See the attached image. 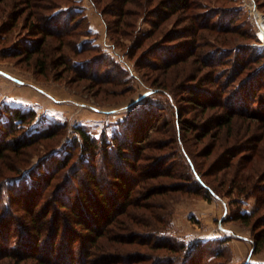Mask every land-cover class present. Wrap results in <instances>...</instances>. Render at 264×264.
<instances>
[{
    "label": "rangeland",
    "instance_id": "obj_1",
    "mask_svg": "<svg viewBox=\"0 0 264 264\" xmlns=\"http://www.w3.org/2000/svg\"><path fill=\"white\" fill-rule=\"evenodd\" d=\"M196 1L200 6L198 10L201 19L220 24L233 23L232 26L244 30L242 33L229 34L232 36L230 42H235L236 45L226 47L228 50L224 49V52L231 54L233 61L236 60L244 67L248 66V69L242 73L241 66L234 75H227L231 79L225 85L231 81L232 83L225 87L227 93L223 96L214 88L213 79L219 77V70L232 69L230 59H227L229 65L222 63L216 66L217 73L203 65L199 66L198 62L184 63L185 75L173 76L172 81L169 79L171 85L168 88L153 84V78L163 70L154 71L148 64L175 60L191 49L184 38L175 39L170 43L166 40L177 33L182 34L180 31L184 23L165 21L162 25L170 30L169 34L163 37L165 40L152 39L147 36L152 28L151 20L160 17L143 14L134 21L136 25L132 36L118 39L116 33L108 30L107 18L98 9L95 0L63 1L56 7L57 9L44 10L43 13L48 14L59 10L58 7L66 9L72 5L71 27H76L78 34L65 35L68 45L64 47L65 52L62 50L61 53L56 50L60 40L51 38L53 48L48 49L47 57L46 54L43 55L46 65L42 67L35 65V57H28L27 51L24 52L26 47L36 43L38 34L36 29L25 27L26 13L19 17L14 27L9 22L13 14L11 9L15 6L8 8L10 18L8 15L0 18V122L7 121L8 116L5 112L7 106L31 111L34 114L33 119L28 120L22 127L16 122L14 126H5V131L0 129V148L6 143L14 148L19 142L18 138L21 140L24 136V130L33 135L32 133L46 131L45 129L52 127L50 133L33 140V145L26 146L24 143L17 145L15 150L11 148L4 151V158L0 159V166H3L2 169L0 167V264H40L38 261L42 259L38 258V253L31 254L23 246L37 236L44 240L51 238L50 236L56 238L57 252L60 255L69 253L65 248L69 246V240L74 238L69 247L72 249L70 257L74 256V264L82 263L81 249L84 246V238L81 240V233L85 230L81 226L82 221L88 225L97 222V228L104 223L105 218L103 213H100L99 218L98 215L95 218L88 208L77 207L78 201H81L80 196L90 195L91 198L87 197L89 199L87 202L96 210L102 207V197L112 200L115 207L119 197L117 193L122 192L114 181L115 174L126 175V171L133 174L131 165L120 164L110 144L114 143L115 146L121 142L122 146H125L123 150L125 149L126 156L131 157L130 164L141 162L148 164L151 170L164 168L165 175L151 181L155 186L168 184L171 187L177 182L182 184L191 182V179L181 177L183 174L190 177V170L182 153L184 148L193 158L195 155L203 171L214 172L216 167H213V157H207L202 153L206 150L208 142L213 140L211 135L215 134V131L201 139L200 133L204 132L201 125H193L190 128L186 121L194 120L199 123L203 120V115L200 116V111L192 104L193 94L198 95L202 102L215 100L218 105L211 108L210 112L221 116L227 107L221 103L224 102L223 97L228 93L229 97L238 96L237 90L244 89L245 86L246 92L243 91V94L248 98L247 102L251 103L249 108L252 110L253 98L257 96L253 111L264 112V40L260 38L258 21L260 18L258 16L261 15L260 20L264 22V0ZM18 2L19 6H22L20 0ZM251 6L255 8V13H252ZM78 10L81 12L75 14ZM201 32L210 40V44L200 48L206 60L207 54L218 49L216 46L221 44L215 42L214 34L207 30ZM78 46H84L82 52L77 50ZM175 52L178 54L173 56ZM61 54L68 56L63 63L58 59ZM223 61L226 62L225 57ZM92 64L95 67L91 72L97 73L89 76L87 70ZM81 66L84 68H80ZM220 77L221 81L228 79L225 75ZM254 118L258 120L242 118L238 124L243 127L242 130L252 125L254 127L250 128V132L259 131V127L264 125V119ZM147 120H153L152 122L156 124L149 129L150 137L144 139L146 142H152L153 146L146 152L154 157L150 161L137 160L138 152L128 149L124 133L129 135V139L135 136L141 138L137 135L136 129L143 131ZM78 127H83L99 141L96 145L97 150L86 149L84 141L83 144L78 142V146L73 149V159L68 164L60 166L55 157L67 154V148L77 139ZM4 132L5 137L2 136ZM241 140L243 147L250 146L249 137H242ZM88 173L98 176L97 182L103 190L102 197L99 195V188L90 185L94 197L91 195L92 191L88 190L91 178ZM135 173L138 174L137 171ZM130 174L126 186L131 185ZM208 176L213 177L209 173ZM49 178L52 180L47 182ZM36 182L41 183L39 185ZM33 183H36L35 187ZM170 187H167L164 194L155 193L147 200L144 197L141 199L143 204L154 207V213L148 208V211L140 208L139 210H143L142 216L136 221L124 214L125 224L130 227L121 229L120 232L131 240L136 239L132 232L144 233L145 230L153 229L156 234L154 240L163 239L162 235H165L174 237L171 238L172 242L181 241L189 247L209 239L211 241L209 245L212 244L210 248L214 251L220 249L224 255L211 256L204 261L205 264L217 262L264 264V249L260 252L253 251L255 236L252 225L235 219V211L239 210L240 206L246 211H252L257 207V195L233 193L208 198L203 192L185 191L189 189L187 186L183 191L172 190L173 187ZM133 188L136 189V185H133ZM154 190L161 189L155 187ZM133 194L135 195L134 190ZM240 200L243 204L238 203ZM62 201L67 205H63ZM89 213L95 219H91L92 222L90 220L88 222L86 214ZM66 214L68 215L65 217ZM71 214L80 217L71 218L69 217ZM55 228H59L56 237ZM220 238L225 240L213 241ZM136 240L145 242L142 241L143 237ZM119 242L109 243L111 244L109 250L115 252L113 243H117L123 247L119 250L121 254L137 251L140 255L146 256L148 253L173 256L179 253L163 248L153 249L151 244ZM46 247L43 246L45 250ZM30 254L32 257H29ZM48 258L47 256L46 259ZM50 261L56 262L52 257Z\"/></svg>",
    "mask_w": 264,
    "mask_h": 264
},
{
    "label": "trees",
    "instance_id": "obj_2",
    "mask_svg": "<svg viewBox=\"0 0 264 264\" xmlns=\"http://www.w3.org/2000/svg\"><path fill=\"white\" fill-rule=\"evenodd\" d=\"M63 1L71 2L73 0H20L22 6H19L18 0H14V2L12 0V4L9 3L10 0H0V18L5 15H8V17L10 18V11L8 8H12L13 6H15L12 9L10 8L12 11L11 13L13 14H11V21L9 23H11L14 27L16 23H18L19 17L26 13L24 16V21L27 22L25 24V27L31 28L33 30L36 29V31H38V34H36V43L24 49V52L27 51L28 57H35V65L37 66L45 67L46 61L45 56L43 55L46 54L47 57L48 49H50L51 47L53 48L51 38H58V40H60L59 46L56 48V50L61 53L60 51H64V47L68 45L64 38L65 35L78 34L75 30L76 27H71V22L73 21V16H70L72 12V5H69L66 8L67 10L65 8H62L61 6L58 7L60 9L57 11H53L48 14L43 13L44 10L52 8L57 9L56 7L60 5ZM95 1L98 9L107 18L108 30L113 33H116V37L118 39L122 37L132 36L136 25L134 21L137 19V17L143 14L155 15L160 17L159 19L151 20L152 28L150 29V32L149 34H147V36L151 37L152 39L161 38L162 40L163 37H166L169 34L170 30L167 28V26L162 25L165 21L169 20L173 23H184V25L182 26V30L180 31L182 32V34L177 33L176 36H173L171 39L166 40L167 43H170V41H174L175 39L184 38L186 43H189L191 49L187 50L184 55L180 56V58H176L175 60L171 59V61H165L160 63L154 62L148 64V66L151 67V69H153L154 71H157L158 69H160V71L163 70V72H160L158 76L153 78V84L168 88L171 85L170 81H172L173 76L182 77L183 74L185 75L184 63L196 64V62H198L200 63L199 66L203 65L204 67L210 68V70L216 72L217 65H221L222 63L229 65L227 59H230L229 63H231L232 69L230 71L219 70V77H217L216 80L213 79L214 88L218 90V94L220 96H223L224 93H227L225 87H229L232 83L231 81L230 84L225 85L231 79L227 75H234L236 72H238L241 66L242 73L245 69H248V66L244 67L243 64H240L236 60L233 61L231 54H225L224 52V49L226 47H229L235 43L230 42L232 36L229 34H233L236 32L242 33L244 32V30H241L240 28L238 29V27L236 26H232L234 25L233 23L220 24L216 21L210 22V20L208 21L205 19H201V14L198 10V7L200 6L198 5V2L196 0ZM68 10L70 12H67ZM80 12L81 11L78 10L75 14H79ZM65 13L67 14L65 15ZM69 16L70 19H68ZM204 30H207L211 34H214L215 42L221 44H218V46H216L218 49L211 50L210 53L207 54L206 60L202 54V50H200L202 46L210 44V40L207 38V35H204L201 32ZM31 43L32 41L30 42V44ZM180 46H182V44ZM83 47L84 46H78L76 48L77 50H79V52H82ZM227 50L228 49H225V51ZM188 51L190 52L187 53ZM177 54L178 52H175L173 56ZM59 57L60 58L58 59L60 60V63L65 62L63 61L64 59H68V56H65L64 54L59 55ZM223 57L226 58V62L223 61ZM162 58L164 59L163 56ZM93 67H95L93 66V64L88 67L87 75L92 76L97 73L96 71L93 72L94 74L91 72V70H93ZM80 68L84 67L81 66ZM40 70L43 71L44 69L40 68ZM221 75H225L228 79L226 81H221ZM169 79L171 80L169 81ZM242 89L239 88L237 90L238 92L236 91L238 93V96L229 97L228 93L226 96L223 97L224 102L221 103H223V105H227V107L224 108L225 113L221 116L213 115L210 112L211 108H215L218 105L215 103V100L202 102L198 95L193 94L194 96H191L193 101L192 104H194V106H196V109L200 111V116L203 115V120L199 123L194 120L192 121L186 119V121L187 123H189L190 128L193 127V125H201L202 129H204V132L200 133L201 139L206 138L210 132L215 131V134L211 135L213 140L208 142L206 150L202 154L207 157H213V167H216V169L214 172L203 171L201 169L199 161L195 158V155L193 158L191 153L184 148L182 153L187 161L188 168L190 170V177L186 174H183L181 177L182 179H191V182L187 181L185 182V184L177 182L171 187H173L172 190L183 191L185 190V186H187V188L189 189L185 191H191L195 193L203 192L208 198L220 197L223 195H232L233 193H239V195H257V207L252 211H246L242 209V206H240L238 208L239 210L235 211V219L240 220L246 225H252L255 236V244L253 251L260 252L264 249V125L259 127V131L257 130L250 132V128L254 126L250 125L247 129L242 130L243 127H241V125L238 123L239 119L242 118L247 120L257 119L254 117L264 119V112L253 111L255 109L254 106L256 105V102L258 100L256 98L257 96L253 98V105H251L252 110L249 108L251 103L247 102L248 98H246L243 94V91L246 92V87L244 86V89ZM5 112L8 118L7 121L0 122V129L2 131H5V126H14V123L16 122L22 127L23 124L28 122V120L33 119L34 117V114H32L31 111L22 110L17 107L15 108L7 106ZM152 121L147 120L145 124V129L143 131L140 129H136V131L138 132L137 135H139L141 138L135 136L134 138L129 139V135L124 133V140H126L128 149H130L131 151L137 150L138 152L137 160L145 159L150 161V159L154 157L150 153L146 152L148 148L153 146L151 144L152 142L144 141L146 137H150V134L148 135L149 129L156 126V124H154V122ZM11 126H9V129H11ZM183 126L184 124L182 123V127ZM174 127L176 130V125ZM199 127L200 126H196V128ZM51 128L45 129L46 131L32 133L33 135H30L29 132L24 130V136L21 138V140L20 138H18L19 142L17 145H23V143L26 146H28L29 144L33 145V140L37 139L41 135L48 133ZM76 129L79 134L77 136V139H75L74 143L67 148V154L55 157L56 160L59 161L58 165L61 164L60 166H62V164H68L69 161L73 159V149L78 146V142L83 144L84 141L85 145L87 146L86 149H93V151L95 149L97 150L96 145L99 143V141L94 139L83 127H78ZM2 134V136H6L5 132ZM144 134L146 136H144ZM242 137H249V147H243L244 144H242ZM110 145L111 149L116 152L117 159L118 161H120V164H123V166L125 163L131 165V173H133H129L131 176V185H125L127 178H129V174L127 173V171L126 175L124 173L125 171L122 172L124 173L123 175L121 173L115 174L114 181L116 182V186L118 187V189L122 190V192L117 193L119 197L116 201L117 204L115 205V207H113L112 200H109L106 197H102L103 190L101 185L97 182L98 176L88 173V176L91 177L89 179L88 190L92 191L90 185H93L96 189L99 188V195L103 199V204L100 210H96L93 205L88 204L87 202L89 200L87 197L91 198V196L87 195L86 197L81 195V201H78L77 207H84L86 209L88 208L90 211H92V215L95 216V218L97 217V215L99 218L101 216L100 213H103L105 221L99 226L101 229L99 227L96 228L97 222H92V220L95 219H93L90 213L86 214V216L88 217V222L90 220L92 222V225H88L86 224V222L82 221L81 226L85 228V230L81 233V240L84 238V246L83 249H81V252L83 253V261L81 264H205L204 261L208 258H211V256L222 257L224 255V253L220 252V249L214 251L213 248H210L212 244L209 245L211 243L209 239L199 241L193 247H189L188 245H186V243L181 241H179L178 243L172 242L171 240L174 239V237H169L165 235H162L163 239L161 238L159 240H154L156 234H154L155 232L152 231L153 229L145 230L143 231L144 233L139 231V233L137 231L132 232V235L135 236L134 238L141 239L143 237L144 240L142 241L145 242H138L136 239L130 240L129 238L125 237L127 235L121 233L120 231L121 229H128L130 226H127V224H125L124 214H127L129 218L136 221L142 216L143 210H139L140 208L146 209L147 211L148 209H150L151 212L155 211L153 206H150L149 204H143L141 199L144 197L147 200L152 197V195L155 193L164 194L167 192V187H170V185L161 184L159 186H155L153 185V182H151L152 180L165 175L163 174V171L165 170L164 168H156L154 170H151V168H148L150 167L147 166L148 164H144L141 162L137 164L136 162L130 164L131 157L130 155H127L128 157L126 156V151L125 149L123 150V147L125 146H122L123 144L121 142L116 144L115 146L114 143ZM16 146L13 148L8 143L3 145L0 148V159L3 160L4 151L10 150L11 148L15 150ZM107 149H109V147H107ZM2 162L5 164L4 161ZM0 167L2 169L3 166ZM136 171L138 172V174L135 173ZM217 172L219 174H217ZM208 173L210 175H213V177L210 178L208 176ZM51 180L49 178L47 182H50ZM36 183H39L40 185L41 182ZM36 183H33L34 187L36 186ZM133 185H136V189L133 188ZM155 187L161 190L155 191ZM133 190L135 191V195L133 194ZM37 191H39V189H37ZM91 195L93 197L95 196L93 191L91 192ZM136 195L138 196L135 197ZM62 203H64L63 205H67L65 201H62ZM238 203L243 204L241 200L238 201ZM67 215L68 214H66L65 217ZM78 216L79 215L77 214H73V216L72 214L69 215V217H73L75 219H77ZM254 218L255 220H253ZM150 225L151 223H149V227ZM258 227L261 228L258 229ZM55 229H57L55 231L56 237L59 228ZM50 237L51 238L44 240L37 236L34 237L32 240L29 239L30 242L27 245L23 246L31 254L38 253V258L42 259H39L38 261L40 262V264H74V256L70 257V251H72V249L69 248L70 244L74 242V238L69 240L68 247L66 241L67 248L65 249L67 252L69 251V253L65 252L60 255L57 252L58 245L56 243V238H54L53 236ZM222 240H225V238H220L217 240L213 239V241L215 242H222ZM111 242L129 244L140 243L141 245L151 244V248L153 249L163 248L179 253L173 256H171L170 254L161 253H157L156 255H154V253H148L146 256L144 254L140 255L137 251L135 253L121 254L119 250H122L123 247L117 243H113V245H115V252L109 250L111 247V244L109 243ZM44 245L47 246L46 250L43 248ZM212 250L214 252H212ZM31 254L29 255V257H32ZM47 256L49 257L48 259H46ZM51 257L54 258L56 262L52 263L50 261ZM55 257L57 258L55 259ZM25 258L27 257H24V259ZM124 260L126 262H123ZM217 264H222V262H217Z\"/></svg>",
    "mask_w": 264,
    "mask_h": 264
},
{
    "label": "bare ground",
    "instance_id": "obj_3",
    "mask_svg": "<svg viewBox=\"0 0 264 264\" xmlns=\"http://www.w3.org/2000/svg\"><path fill=\"white\" fill-rule=\"evenodd\" d=\"M258 17H260L259 18V25H260V34L264 37V22L262 21V20H260L261 19V15L260 16H258Z\"/></svg>",
    "mask_w": 264,
    "mask_h": 264
},
{
    "label": "built area",
    "instance_id": "obj_4",
    "mask_svg": "<svg viewBox=\"0 0 264 264\" xmlns=\"http://www.w3.org/2000/svg\"><path fill=\"white\" fill-rule=\"evenodd\" d=\"M251 10H253L252 13H255V8L253 6H251ZM260 38L264 40V37L262 35L260 36Z\"/></svg>",
    "mask_w": 264,
    "mask_h": 264
}]
</instances>
